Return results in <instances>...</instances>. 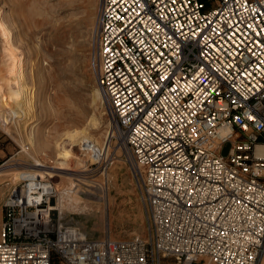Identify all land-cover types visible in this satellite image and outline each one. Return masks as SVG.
<instances>
[{"label":"built area","instance_id":"obj_1","mask_svg":"<svg viewBox=\"0 0 264 264\" xmlns=\"http://www.w3.org/2000/svg\"><path fill=\"white\" fill-rule=\"evenodd\" d=\"M212 1L98 0L91 68L146 234L89 237L58 181L18 179L0 264H264V0ZM83 150L104 185V144Z\"/></svg>","mask_w":264,"mask_h":264},{"label":"rangeland","instance_id":"obj_2","mask_svg":"<svg viewBox=\"0 0 264 264\" xmlns=\"http://www.w3.org/2000/svg\"><path fill=\"white\" fill-rule=\"evenodd\" d=\"M204 1L208 6L214 4ZM97 5L98 0H0V22L7 34L4 37L0 32V96L6 99L8 85L17 88L10 73L5 41L9 37L24 66L25 92L33 100L29 114L12 123L0 105V228L2 202L10 186L44 172L59 182L65 211L75 214L87 236L101 237L108 231L113 238L146 234V208L122 142L113 138L107 144L105 155L112 163L104 184L107 189L100 190L98 184L104 179L83 150V141L68 138L70 132L87 130L103 145L112 129L103 94L95 98L97 85L91 68ZM94 116L100 118L97 129L92 126ZM230 146L229 142L222 145V155ZM29 164L35 166L30 169Z\"/></svg>","mask_w":264,"mask_h":264},{"label":"bare ground","instance_id":"obj_3","mask_svg":"<svg viewBox=\"0 0 264 264\" xmlns=\"http://www.w3.org/2000/svg\"><path fill=\"white\" fill-rule=\"evenodd\" d=\"M4 26L5 25L2 22H0V32L3 34L2 36L5 37V35H7V34H6V28ZM9 39L10 38L8 37L7 40H5V41L7 43L6 45L8 46L7 49L9 51V57H10V61H11L10 73L13 75L12 80L16 81L17 88L16 89L11 88L8 85V88H7L8 95L6 96V99H4L5 95L2 96V94H1V96H0V105L3 108H6L5 109L6 110L5 111L6 112V116L9 117L8 118L10 120L9 122L12 123V121L17 122L18 117H19V120L20 119H24L26 117V115L29 114V112H30V110L32 109V106H33V100H32V94L31 93L28 94V93L25 92L27 90V88H28V84H27V78H26L25 73H24V66L21 63V61L19 60L15 50L13 49L14 47L12 46V44H11ZM1 91H2V87H1ZM95 92L97 93V97L95 96V98L96 99H98V98L101 99L102 94H101V91H100V89L98 87L95 90ZM90 124H91V121H90ZM88 126L90 127V125H88ZM92 126H94L96 129L101 126L100 118L98 116H94L92 118ZM11 129H10V132H9L10 134H11ZM110 135H111V130L108 131V135H106V136L110 137ZM109 137H106V138H109ZM68 138L72 139V140H74L73 138H80V140H81L80 142L83 141L82 142L83 143V148H84V142L87 141V140H92V141L96 142L97 144H101V142H99V140L97 138H95L94 135L91 132L87 131V130H83L81 133H79L78 131L70 132V133H68ZM30 139H31V143L33 144L34 138L30 137ZM108 141L105 142L106 147H105L104 155L106 154V151L107 152L109 151V149L107 148V144H109ZM105 144H104V146H105ZM256 153L259 154V155H264V145L263 144H257L256 145ZM105 157H106V155H105ZM79 164H81L82 167L85 166L83 162H80ZM27 166H30V169H31V166L34 167L35 165L29 164ZM27 166H25V167L28 168ZM36 168L38 170V167H36ZM84 169L85 168H83V170ZM85 172H86V170H85ZM44 174L48 175L47 173L43 172L42 174L38 173L35 176L29 177V178H24V179H28L29 181H31L35 177L43 176ZM103 187H105L107 189V187L104 186L103 184H99L98 185V188L100 190L103 189ZM92 191H94V190L92 189ZM71 194H73V193L71 192ZM79 208H78V210H79ZM82 209H85V208H82Z\"/></svg>","mask_w":264,"mask_h":264}]
</instances>
